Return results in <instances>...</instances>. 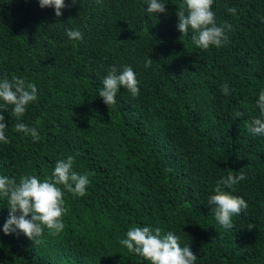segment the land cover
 Segmentation results:
<instances>
[{"label":"trees","instance_id":"obj_1","mask_svg":"<svg viewBox=\"0 0 264 264\" xmlns=\"http://www.w3.org/2000/svg\"><path fill=\"white\" fill-rule=\"evenodd\" d=\"M163 2L166 13L155 14L147 0H65L56 17L39 0H0V79L15 75L38 90L19 120L13 106L0 108L9 140L0 141V175L44 180L69 155L74 171L94 173L82 197L59 185L65 228L45 227L35 241L4 234L10 209L0 196V264H150L119 243L133 225L173 232L195 264H264V135L248 131L264 90V0H214L217 25L232 30L207 50L178 30L185 0ZM113 66H131L140 93L121 87L109 108L99 91ZM241 172L245 180L220 185L248 203L226 229L207 201Z\"/></svg>","mask_w":264,"mask_h":264},{"label":"clouds","instance_id":"obj_2","mask_svg":"<svg viewBox=\"0 0 264 264\" xmlns=\"http://www.w3.org/2000/svg\"><path fill=\"white\" fill-rule=\"evenodd\" d=\"M77 0H73L75 4ZM41 8H54L56 17L62 15V9L67 7L65 0H39ZM186 7L181 6L177 11L178 30L183 34L191 30L194 35V44L204 50L215 46H224L229 42L227 31L232 30V25L224 23L217 25L215 12L212 10L214 0H185ZM148 13H166V3L163 0H147ZM228 12L236 14L235 7ZM67 36L72 40L83 39L79 29H68ZM152 59L148 58L145 67H150ZM139 80L131 66H125L119 73L113 66L109 68L108 75L104 77L103 87L99 91V97L109 106L116 103V97L121 87L128 90L133 97L140 93ZM224 95L230 94L227 83L221 85ZM37 86L15 75L9 79L7 76L0 79V101L3 105L13 106L12 112L18 118L22 117L27 107L36 102ZM257 107L260 109L259 117H256L248 125V131L256 136L264 135V90L259 93ZM243 115L242 113L240 114ZM8 125L5 123L3 111H0V141L9 143L5 135ZM17 132L30 135L34 142L40 140L36 127H30L23 122L15 125ZM75 157L69 155L67 159L56 162L51 177L40 180L35 175H23L17 182L14 178L0 175V196L7 198L10 209L9 217L3 225L4 234L22 232L27 238L35 241L40 237L45 227L51 234H59L64 230L63 216L66 213L64 194L59 185H63L68 192L76 196H84L86 188L90 184L89 175L94 173L79 174L73 170ZM167 171H171L168 169ZM246 179L241 172L239 176L231 173L215 188V194L208 198L207 204L212 206L216 221L226 229L234 227L232 217L240 215L248 208L247 201L240 196L222 190L220 185L231 188L233 185ZM19 213V214H18ZM252 226H249V230ZM180 237L168 231L162 234L159 227L133 225L126 233V238L119 243L130 252L140 255L150 264H195L197 254L190 246L181 247Z\"/></svg>","mask_w":264,"mask_h":264}]
</instances>
